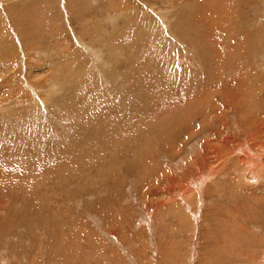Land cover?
Listing matches in <instances>:
<instances>
[{
  "label": "rangeland",
  "instance_id": "374dc122",
  "mask_svg": "<svg viewBox=\"0 0 264 264\" xmlns=\"http://www.w3.org/2000/svg\"><path fill=\"white\" fill-rule=\"evenodd\" d=\"M260 121L264 0H0V264H264Z\"/></svg>",
  "mask_w": 264,
  "mask_h": 264
},
{
  "label": "bare ground",
  "instance_id": "6f19581e",
  "mask_svg": "<svg viewBox=\"0 0 264 264\" xmlns=\"http://www.w3.org/2000/svg\"><path fill=\"white\" fill-rule=\"evenodd\" d=\"M257 126H258V130H260V132H261V130H263L264 131V122L263 121H260V123L259 124H257ZM256 129H257V127H256ZM257 132V131H256ZM260 132H258V133H260ZM264 133V132H263ZM251 136H255L254 135V133H253V135H251ZM257 136V135H256ZM255 136V137H256ZM255 137H252V138H255ZM259 138V137H258ZM264 138V137H263ZM262 138V139H263ZM226 140V139H225ZM256 140V139H255ZM261 140V139H260ZM251 141V140H250ZM253 142H254V139H253ZM256 143L258 142L259 143V141H255ZM260 142H262L263 143V141L261 140ZM252 144V143H251ZM240 145V144H239ZM242 145V144H241ZM240 145V146H241ZM257 146H259L258 144H256ZM264 145V144H263ZM254 146V145H253ZM256 146V147H257ZM262 146V145H261ZM261 146H259V147H261ZM250 147V146H249ZM256 147H254V151L256 150V149H258V147L256 148ZM263 147V146H262ZM263 149H264V147H263ZM259 150H261V149H259ZM257 151V150H256ZM264 151V150H263ZM250 152V151H249ZM229 153V152H228ZM247 153V152H246ZM251 153V152H250ZM262 153V152H261ZM260 152H256V154L255 155H251V154H245L247 157L246 158H248V159H246V162H248V164L249 163H251L252 165V169H254L255 171H256V173L257 172H264V164L262 163V154H261ZM264 153V152H263ZM253 154V153H252ZM227 155V154H226ZM243 157V156H242ZM228 159V158H227ZM252 160V161H251ZM250 165V164H249ZM203 170V169H202ZM251 171V170H250ZM253 174V173H252ZM262 176H263V174H262ZM185 191V190H184ZM189 254V253H188Z\"/></svg>",
  "mask_w": 264,
  "mask_h": 264
}]
</instances>
